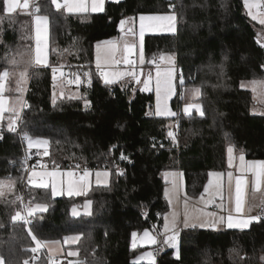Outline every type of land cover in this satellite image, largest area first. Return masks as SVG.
<instances>
[{
  "label": "trees",
  "instance_id": "1",
  "mask_svg": "<svg viewBox=\"0 0 264 264\" xmlns=\"http://www.w3.org/2000/svg\"><path fill=\"white\" fill-rule=\"evenodd\" d=\"M242 1L122 0L107 2L100 13L63 16L50 9L49 64L62 69L92 68L95 45L116 37L121 19L175 11V34L144 37L145 61L150 63L154 55L159 57L161 53L173 54L176 72L184 77L181 88L203 86L201 102L206 115L200 117L193 110L191 117H180L177 146L171 147L167 132L174 117L147 115L154 103L152 93L133 91L129 84L105 85L92 70L91 83L78 84L80 96L91 101L90 107H85L84 99L68 97L55 99L53 104L55 81L51 69H36L27 84L24 98L30 108L24 111L22 127L34 139L49 141L48 155L41 160L43 167L78 162L112 169L109 185L93 186L84 197L53 198L50 189L18 181L14 193L5 199L22 195L25 202L34 198V202L48 204L46 212L30 218L29 226L38 238L61 242L65 237L82 234L73 247L79 249L77 259H86L87 264H134L144 250L132 247L131 233L140 234L152 227L159 231L168 211L162 173H183L185 193L190 198L199 197L209 172L227 171L229 142L225 133L247 161L264 160V116L252 113V93L240 87L242 81L264 79V48L257 42L264 36V26L245 15ZM170 2L175 9L169 7ZM0 16L7 15L0 11ZM12 17V22H0V58L9 50L15 52L32 45V41L22 39L31 30L27 27L31 18L20 14ZM209 64H223L226 75L218 78V67L209 69ZM4 67L0 59V70ZM218 84L222 86L212 87ZM180 91L178 88L172 103L175 112H183ZM0 131V179L25 177L20 168L25 143L7 130L6 119ZM111 145L118 147L109 154ZM121 152L131 162L121 163ZM114 165L123 168L124 175H115ZM89 200L92 215H71L73 206L79 208ZM14 210L15 206L0 202V223L4 225L0 228V255L10 264H20L32 255L24 249L35 245L26 226L10 221ZM179 248V260L169 250L155 264H264L260 260L264 253V222H254L245 230L186 229L180 233ZM231 249L245 258L241 260ZM39 253L40 260L35 263L46 264V255Z\"/></svg>",
  "mask_w": 264,
  "mask_h": 264
},
{
  "label": "snow or ice",
  "instance_id": "2",
  "mask_svg": "<svg viewBox=\"0 0 264 264\" xmlns=\"http://www.w3.org/2000/svg\"><path fill=\"white\" fill-rule=\"evenodd\" d=\"M118 3L119 0H116ZM105 0H0V11L3 13L9 14L7 16H0V22L5 19H8L10 22L13 21L11 14L16 13L17 10H22L24 14L28 15L31 19L30 22H27V27L31 30L22 37V39H28L29 41L34 40V48L31 44H28L24 50H16L12 52L9 50V54L0 59L4 60L6 67L0 70V128L3 126V121L5 120V114L7 113V130L9 132L20 134L22 133V139L27 141L28 148L31 149L37 146H44L45 151L44 155H48L47 145L49 141L47 139H34L29 132L23 130V114L24 111L30 108V105L25 100L24 96L27 91V83L32 75L35 74V70L39 67H48L51 69L53 81L57 80V77H63L64 72L62 71V66L56 67L49 64L47 52L48 38H49V29L51 23V16L53 13L50 9L54 8L55 13L63 16L67 14L75 13H86L91 9V12H103L104 11ZM243 4L248 11V15L253 21H258L260 25H264V11H256L253 9H258L264 7V4H261L260 0H243ZM222 7H227L226 3H222ZM169 7L175 9L176 5L169 3ZM180 19H183V15H179ZM133 18L121 19L120 20V30L124 33V36L120 41L108 40L98 42L96 44V69L99 72L100 76L103 79L105 85H112L118 83L124 77H130L132 81H135L136 84L143 83V88L141 91H150V84L153 79H155V93H156V111L155 115L157 116H167V117H176L177 112H173L168 107V100L176 94L175 85L173 83L176 79L175 73V59L173 54L161 53L159 55V61L164 62L168 65L165 68H161L160 63L157 62V57L154 55L150 62L156 64L155 77L153 78L152 73L147 74V78L141 81L140 74L136 71L137 60L132 57L137 54V44L135 40L129 41L128 36L135 37L136 33L132 27H128L125 30V25L129 24ZM177 21L178 14L173 11L171 14L165 15H140L139 16V48H138V62L139 65L145 64V54H144V35L145 31H165L170 33L177 32ZM262 48H264V43L257 41ZM2 43V41H0ZM120 53L123 64L129 66L127 71L123 72H107L104 70V66L108 64H119L121 60L117 59V53ZM225 60L227 57L224 58ZM209 69L217 68L219 72L217 73L218 78H221L226 75L224 70V65L220 64L218 66L209 64ZM264 68V65H261ZM74 79L70 80L69 83L79 84L81 82L80 75L77 73H71ZM87 76L88 83H91V74L89 72L84 73ZM181 85L184 82V77L181 74L179 77ZM222 85H213L212 87H220ZM203 86H195L192 89L188 90L191 101L186 102L182 111L184 115L191 117L193 115V110L200 117L206 115L201 102V98L204 93L202 92ZM241 88L251 87L253 92H256L258 89L264 92V79H253L251 81L241 82ZM135 91V89H133ZM63 95V94H61ZM70 99H84V105L86 108L91 106V101L87 100L82 96H72ZM184 95L181 94V99H184ZM55 94L53 97V104H55ZM255 114V112L253 113ZM261 116H264V112L259 113ZM171 127V126H170ZM167 136L173 141L176 142V135L173 131L169 130ZM0 135V139H2ZM225 139L229 142L227 147L228 154V166L233 167L234 162V150L235 145L231 142V138L225 133ZM152 147H157L155 143V138H153ZM163 147V145H159ZM117 145H111L109 148V154L112 150L117 148ZM239 174L234 175L233 172H228L227 180V192H228V201L229 208L228 214L225 217L224 215L217 216L216 212H205L201 215H195L188 211V201L189 198L187 194H184L183 197V213L172 212L171 215H165L163 217V232L162 233H153L145 229L142 235L138 236L136 231L131 233L132 237V247H137V241L139 238L140 243L142 244H151V245H160V250H163L164 247L173 248L176 250L175 257L177 260L181 258L180 256V231L178 227L180 224L183 225V228H212L215 229L218 224H226L228 229H240L245 230L249 229L251 224L264 222V196H262L259 204H255L249 207H246V193L251 185L254 191L260 192L264 190V160H252L245 161L243 152L239 153ZM121 160H129V157L120 153ZM129 162H131L129 160ZM14 163V162H13ZM26 163V160H25ZM79 167V166H77ZM116 167L115 175L122 176L124 175V170L119 169L118 165ZM23 171L28 172L25 168ZM67 175L68 179L65 182L63 177ZM92 175V172L88 169L83 170V175L75 177V174L71 171L67 173H62L58 171L37 173L35 170L28 172L26 181L28 185H33L38 188L51 189V196L55 198L60 195H67L68 197L84 195L90 185L89 177ZM112 175V172L108 170L96 171L95 176L97 177V185L103 184V186H108V177ZM166 176H171V188L165 190V196L169 198V204L173 200H176L179 203L181 199V183L180 177L183 176V173H165ZM209 177H216L215 184V195L220 196L221 201L224 197L222 195L223 185L220 182V177L223 176L221 172H209ZM39 177V180L35 179ZM75 177V178H74ZM103 177V180H101ZM25 177L12 178L11 176L0 179V202H5L9 206H15L14 214L10 215V221L13 224L22 223L23 226H26L27 235L31 237V241L34 243V247L29 246L24 249L26 253H31V256L24 258L20 264H29V261H35L39 259L36 255L40 249L49 248V256L47 264H58L54 256L51 254L52 245H58L60 241L55 240H44L38 238L34 234L33 227L29 226L32 224L30 218H34L36 213L46 212L48 209L47 203L34 202V198L30 199L28 202H25L22 195H15L13 199H5L9 193H14L17 182H23ZM213 181L209 180V185H212ZM209 187L205 186L204 192L207 193ZM234 197V209L231 207V203ZM200 200H204L203 194L200 196ZM213 200L205 201V204L214 203ZM92 202L89 200L84 205L85 215H92L91 212ZM221 211L224 210V203L221 202L217 205ZM259 208L260 211L256 215H251L254 209ZM233 212L235 214H233ZM71 215L77 217L80 215L76 206H73L71 209ZM146 215V214H145ZM207 217L208 219H205ZM214 218V219H213ZM4 227L3 223H0V228ZM82 234L72 235L64 238L65 243H78L81 240ZM107 235V233H105ZM158 236H162L163 239H158ZM89 239L91 234H88ZM93 250V254H94ZM230 252H235L237 256L243 260L245 257L240 256V252L236 249H231ZM68 255L72 257L79 256V249L76 251L69 252ZM146 260L148 264H155V255L153 252H146L143 255L137 257L134 264H138L139 261ZM260 260L264 262V253L260 256ZM0 264H10L8 260L3 255H0ZM71 264H87L86 259H76L71 262Z\"/></svg>",
  "mask_w": 264,
  "mask_h": 264
},
{
  "label": "rangeland",
  "instance_id": "3",
  "mask_svg": "<svg viewBox=\"0 0 264 264\" xmlns=\"http://www.w3.org/2000/svg\"><path fill=\"white\" fill-rule=\"evenodd\" d=\"M120 1H122V0H119V2H120ZM260 2H261V4H264V0H260ZM242 5H243V11H244L245 15H246V16H247L252 22L256 23L257 25H260V24L258 23V21H253V20L251 19V17L248 15V11H247V9H246L245 6H244L243 1H242ZM253 11H254V12H256V11H264V7H261V8H258V9H253ZM167 14H171V13H167ZM161 15H165V14H161ZM139 16H140V15H138V16H136V17H131V18H133V20H132L129 24H126V25H125V30H126V28H128V27H132V28L134 29L135 33H136L135 37H132V36H128V37H127V39H128L129 41L135 40V43L137 44V54L134 55V56L132 57L133 59H136V60H137V65H136L135 67H137L138 64H139V62H138L139 23H140V22H139ZM146 16H147V15H146ZM260 26H264V25H260ZM169 34H173V33L165 32V31H145V35H144V37H145V36H150V35H169ZM174 34H175V33H174ZM123 36H124V33L121 32V31H119V34H118L116 37H114V38H112V39H110V40L120 41L121 38H122ZM118 37H119V38H118ZM117 38H118V39H117ZM101 42H102V41H101ZM95 50H96V47H95ZM119 60H121V63H119V64H115L116 66L119 65V66H121L122 68H126V69L129 68V66L123 64L122 59H119ZM160 62H161V64H162V65H161V68H165V67L168 66V65H166L164 62H162V61H160ZM150 63H151V65H152V62H150ZM136 71L138 72V74H140V79H141V81H143L144 79L147 78V74H148L149 72L152 73V76H153V78H154V77H155V72H156L155 68H147V69H145L144 72H142L140 67H139V68H136ZM174 75H175L176 79H174L173 83H174V85H175L176 94L173 95V96L168 100V107H169L170 110L173 111V112H175V108L172 106V103H173V101L177 98V95H178V88H179V90H181V91H180V101H182V106H181V108L183 109V107H184V105H185L186 102H190V101H191V96H190V94H189V92H188V90H190V89H188V88H181V87H183V84L181 85L180 80H177V72H176V68H175V73H174ZM58 77H59V75H58ZM58 77H57V78H58ZM59 78H60L59 87H60V88H63L65 91L62 93L63 95H61L58 91H54V93H53V97H54V94H55V99H58V98H60V97H68V98H69V97H72V96H80L79 89H78V84H74V83H68V84H67V81L65 80L64 76H63V77H59ZM130 83H135V81L132 82L131 78L128 77L126 82H123L122 84H121V83H120V84L124 86V85H128V84H130ZM246 83H247V82H246ZM135 85H136V83H135ZM135 85H134V86H135ZM134 86H133V87H134ZM137 86H138V87L135 86L136 88L134 87V89L141 91V89L143 88V83L137 84ZM150 88H151L150 91H142V92H149V93H152V94H153V96H154L153 107L147 110V115H155V111H156L155 79L152 80V82H151V84H150ZM246 88H247V87H246ZM246 88H245V89H246ZM248 88H249V87H248ZM258 90H259V89H258ZM254 93H257V91L254 92ZM181 94L184 95V97H185L184 99H181ZM253 97L256 98V99L253 98V100H254V101L256 100V101L258 102L259 105H258V107L253 108L252 113L255 112L256 115H260L259 113L264 112V92H262L261 90H259L258 95L256 96V94H255V96H253ZM155 116H157V115H155ZM160 117H167V116H160ZM25 147H26L27 149H29L26 140H25ZM31 149H38V150H43V151H45V147H44V146H37V147H33V148H31ZM232 168H233V167H232ZM46 172H51V171H48V170H47ZM58 172L67 173V172H69V171H58ZM165 173H176V171H172V172H164V173L161 174V177H162V179H163V182L166 184V185H165V188H164V198H165V200H166V202H167V205H168V211L166 212L165 215H169V216H170L172 212H178V213H181V204L183 205V197H184L185 191H184V189H183V187H182V190H181V199H180L179 203H177L176 200H173L172 203L169 204V198L165 196V190L171 188V180H172V177H171V176H166ZM75 177H77V176H75ZM75 177H74V178H75ZM67 179H68V177H67V175H65V176L63 177V180L66 182ZM96 180H97V177L95 176V173H92V175L89 177L90 185H89V187H88L86 193H85L84 195H79V196H75V195H74V196H72V197H84V196H86V194L89 192V190L91 189V187H93V186H103V184H101V185H97ZM101 180H103V177H101ZM227 180H228V176H227ZM109 183H110V176L108 177V185H109ZM48 189H50V187H49ZM50 191H51V189H50ZM62 196L68 197L66 194H65V195H62ZM62 196L58 195V196H56L55 198L62 197ZM262 196H264V190H262V191H260V192L254 191V190L252 189L251 185H250V188L248 189V191H247V193H246V202H248V201H252V204H254V205H255V204H259V202H260ZM86 202H87V201H85V202L82 204L81 207L77 208L78 211L80 212V215H85V214H84V212H85L84 205L86 204ZM253 202H254V203H253ZM190 210H191V209H190ZM183 211H184V208H183ZM188 211H189V210H188ZM189 212L194 214L193 211H189ZM165 215H164V216H165ZM85 216H87V215H85ZM163 224H164V220H162L161 230H163ZM186 229H192V228H183V225L180 224L177 230L180 231V233H181L183 230H186ZM198 229H208V228H198ZM149 231L151 232V230H149ZM158 232H159V233H162L163 231H160V230H159ZM142 233H143V231H142L140 234H138V236H139V235H142ZM161 237H162V236H161ZM162 238H163V237H162ZM155 246H156V245L142 244V243H140L139 238H138V241H137V247H140V248H142V249L144 250L139 256L143 255V254L146 253V252H152V249H153V247H155ZM170 250L173 252V255L175 256V252H176V250L173 249V248H170ZM42 252H44V251H42ZM139 256H137V257H139ZM137 257H136L135 260H134L135 262H136V260H137ZM45 258H46V264H47L48 257H45ZM141 261H142V262H145V263H148L146 260H141ZM29 264H33V262H30ZM35 264H37V263H35ZM59 264H60V263H59Z\"/></svg>",
  "mask_w": 264,
  "mask_h": 264
},
{
  "label": "crops",
  "instance_id": "4",
  "mask_svg": "<svg viewBox=\"0 0 264 264\" xmlns=\"http://www.w3.org/2000/svg\"><path fill=\"white\" fill-rule=\"evenodd\" d=\"M107 2H114L115 3L116 0H105L104 6H105V4ZM87 13H93V12H91V9L89 8V11L86 12V13H75V14L83 15V14H87ZM97 13H100V12H97ZM15 14L26 15V14H24V12L22 10H19V9L17 10L16 13H13L11 15H15ZM6 15H9V14H6ZM260 39H261V42L264 43V36L261 35L260 36ZM106 41H108V40H106ZM32 46L34 48V40H32ZM46 54L48 56V61H49V38H48V46H47V52H46ZM117 59L118 60L121 59V55H120L119 52L117 53ZM174 59H175V57H174ZM157 61H158V63H160V66H161L162 64L159 61V57H157ZM139 67L141 68V71L142 72H144L145 69H147V68H155V70H156V65H154L153 63H152V65H151V63H146V62H145L144 65H139L138 64V66L136 68H139ZM39 68H45V67L41 66ZM92 68L95 69V70H97L96 69V50H95V48H94V59H93V63H92ZM175 68H176V65H175ZM104 70L107 71V72H123V71H127L128 69L122 68L119 65L116 66L115 64H108V65H105L104 66ZM99 77H100V79L103 82V79L100 76V74H99ZM127 78L128 77H124L122 80H120L116 84H120V83L122 84L123 82H126L127 81ZM59 82H60V78L58 77L57 80L55 81V91H58L60 94H62L65 90L63 88H60L59 87ZM67 84H68V82H67ZM129 85H132V87H133L135 85V83H130ZM135 86L138 87L137 84ZM134 87H133V89H134ZM188 89H192V88H188ZM246 89H248V90L251 91L252 96H255V94L257 96L258 93H259V90H257V93H254L251 90V87H249V88L247 87ZM253 98L256 99L255 97H253ZM181 103H182V101H181ZM258 105H259L258 102L255 100V105L253 106V108L258 107ZM253 108H252V110H253ZM7 115L8 114L6 113L5 114L6 127H7ZM36 150H38V149H36ZM41 151H43V150H41ZM238 156H239V152H237L236 150H234V157H235V159H234V162H233V168L232 167L230 168L228 166V154H227V151H226L227 171L221 172V173H223V176L220 177V182L223 185V190H222V195L224 197L223 201H221L220 196L215 195V191H216V189H215L216 177H209L208 176V180H207L205 186H208L209 187V191L207 193H205L204 190H203V193L202 194L204 196V200H200V196L201 195L199 197H196V198H190V197L187 196L189 198V201H188V210L189 211H193L195 215H201V216H202V213H205V212H216L217 213V216H219V215H224L225 217L227 216V214H228V208L230 206L229 205V201H228V192H227V174L230 171L233 172L234 175H238L239 174L240 161H239ZM245 161H247V160L245 159ZM46 171L47 170H45V169H41V170L36 171V172L37 173H44ZM176 173H180V172L179 171H176ZM35 179H39V177H36ZM179 179H180L181 190H182V187H183V177H180ZM210 179L213 181L212 185H209V180ZM249 188H250V186H249ZM183 189H184V187H183ZM213 199L215 201L214 203H212V204H205V201H207V200H213ZM221 202L224 203V210L223 211H221V209L217 207V205L220 204ZM252 205H254V204H252V201L246 202V207H249V206H252ZM231 207L234 209V197H233V201L231 203ZM259 211H260V209L259 208H256L251 213V215H256ZM182 213H183V205L181 204V214ZM233 214H235V213L233 212ZM204 218L205 219H208L207 217H204ZM197 228H199V227H197ZM216 229L217 230H229L226 227V224H218L217 227H216ZM159 230L160 231H163V230H161V228ZM75 245H76V243L75 244H73V243H65L64 240H63L58 245H52L51 246V249H52V253L51 254L54 256V258L58 262V264L59 263L64 264L65 262H68L69 264H71V262L75 261L77 259V257H72V256L68 255V253L69 252H72V251H76L73 248ZM39 251L40 252L41 251H44V254L46 255V257L49 256V248H42ZM30 262L31 261H29V263ZM140 262H142V261H139L138 263H140Z\"/></svg>",
  "mask_w": 264,
  "mask_h": 264
},
{
  "label": "built area",
  "instance_id": "5",
  "mask_svg": "<svg viewBox=\"0 0 264 264\" xmlns=\"http://www.w3.org/2000/svg\"><path fill=\"white\" fill-rule=\"evenodd\" d=\"M153 64L156 65L155 63H153ZM62 70L64 72V78L67 82L74 79V77L71 75V73H77L80 75V78H81V82L79 84H83V85H87L88 79H89L87 76L84 75L85 72H89L91 74V71L93 70L96 75H99V72L97 70L90 68V67H81V68L67 67V68H64ZM179 77H180V74L177 73V80H179ZM74 84H76V83H74ZM177 113H178V115L176 117H174V120L171 123V131H173L176 135V142H173L171 140V143H170L171 147L177 146V138H178V134H179V120H180V117L186 116L181 111H177ZM0 134H2L1 131H0ZM13 134H17V133H13ZM17 135L19 136L20 140L25 143V140L22 139V134L20 133ZM43 153H44V151L36 150V149H27L25 147L24 152H23V157L20 161L21 170L23 171V169L26 168L28 170V172H31L32 170L39 171L41 169H45L48 171H71L77 177L83 175L84 169H88L92 173H95L96 171H104V170L112 171L111 168L106 167V166H102L100 169H98L96 167L83 166L78 162H71V163H67L64 165L56 164V163H50L47 167H43L41 160L47 156V155H44ZM25 160H26V163H25ZM122 162L125 164L128 163L127 160L121 161V163ZM77 166H79V167H77ZM115 166L116 165H114V168L116 169ZM119 169L124 170L123 168H119ZM23 172L26 174L23 185H26L27 184L26 177L28 175V172H25V171H23ZM124 173H125V170H124ZM37 180H39V179H37ZM151 232H153L155 234L158 231L152 227ZM158 239H163V238L161 236H158ZM160 247H161L160 245H156L152 249V252L155 255V261L159 258V256L162 253L170 250V248H167V247H164L163 250H160ZM39 252L36 254L39 257V259L35 262H38L40 260V253ZM31 262H33V261H31Z\"/></svg>",
  "mask_w": 264,
  "mask_h": 264
},
{
  "label": "water",
  "instance_id": "6",
  "mask_svg": "<svg viewBox=\"0 0 264 264\" xmlns=\"http://www.w3.org/2000/svg\"><path fill=\"white\" fill-rule=\"evenodd\" d=\"M118 30L121 31V30H120V26H119V29H118ZM209 229H212V228H209ZM215 229H216V228H215ZM215 229H212V230H215Z\"/></svg>",
  "mask_w": 264,
  "mask_h": 264
}]
</instances>
